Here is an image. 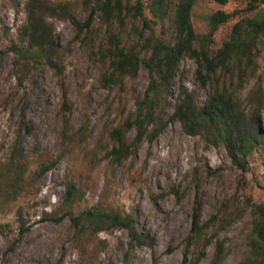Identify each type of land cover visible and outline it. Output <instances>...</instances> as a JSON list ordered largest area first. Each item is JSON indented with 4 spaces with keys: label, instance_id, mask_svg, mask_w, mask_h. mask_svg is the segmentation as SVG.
<instances>
[{
    "label": "rangeland",
    "instance_id": "obj_1",
    "mask_svg": "<svg viewBox=\"0 0 264 264\" xmlns=\"http://www.w3.org/2000/svg\"><path fill=\"white\" fill-rule=\"evenodd\" d=\"M61 2H80L75 14L86 21L90 8L81 0H0V51L6 52L0 63V264H252L254 220L264 219V44L242 87L227 77L202 85L197 63L184 57L164 103L166 128L116 162L111 132L134 116L149 74L142 69L126 80L125 90L105 89L106 65L69 20L50 10ZM144 3L157 35L170 38V19H156L152 0ZM247 7L248 0L225 6L198 0L194 29L212 33L211 48L218 50L237 22L254 17L257 11ZM217 11L233 17L214 31L208 17ZM92 35L97 49L107 36L101 14ZM39 43L48 44L62 75L49 63L35 70L16 54ZM224 88L259 135L246 171L223 143L190 136L169 120L182 89L203 107ZM136 134H128L129 143ZM17 140L22 157L15 155ZM52 162L55 167L42 175ZM88 212L133 219L145 241L133 244L127 229L101 225Z\"/></svg>",
    "mask_w": 264,
    "mask_h": 264
},
{
    "label": "trees",
    "instance_id": "obj_2",
    "mask_svg": "<svg viewBox=\"0 0 264 264\" xmlns=\"http://www.w3.org/2000/svg\"><path fill=\"white\" fill-rule=\"evenodd\" d=\"M198 0H152L151 10L158 20L169 18L171 35L158 36L152 22L146 17L144 0H81L84 7L90 8L86 21H80L75 14L80 2H61L50 6V10L69 20L78 36L84 35L91 52L106 65L102 76L105 89L118 87L125 90V82L136 78L142 69L149 74V86L143 100L137 101L136 112L125 123L112 130L111 138L116 146L110 156L121 162L134 153L137 146L146 138L154 140L166 128L164 103L171 96L172 84L184 57L194 60L198 65L197 78L207 85L218 77H227L242 87L249 73L255 72V54L259 43L264 44V0H248L247 11H257L253 18L237 22L222 47L213 50V34L198 35L192 23L193 8ZM225 6L230 0H212ZM263 7V8H262ZM101 14L107 26V36L97 49L94 46L92 28L97 16ZM233 16L217 11L209 16V22L215 31L227 23ZM30 18H35L31 9ZM143 22L141 28L138 23ZM35 30L39 23L33 24ZM131 39L126 43V39ZM50 46V45H49ZM48 44H32L29 48L16 50L21 60L31 62L37 70L42 64L53 65ZM6 52L0 51V63ZM54 67V65H53ZM59 70V65L54 67ZM170 122H180L187 134L207 136L213 145L223 143L233 161L241 170L246 171V160L260 144L255 122L249 121L246 113L234 100L227 88L215 91L208 103L198 107L194 95L185 89ZM27 132L30 129L27 127ZM136 130L135 139L129 143L128 134ZM15 155L22 157L20 142L15 143ZM55 162L45 164L40 173H48ZM69 195H73V185H68ZM264 213V212H263ZM90 219L100 220L101 225L120 227L130 233L131 242L141 245L145 238L135 227L133 219L119 215L95 214L88 212ZM263 217V216H262ZM255 219V239L251 243L252 264H264V219ZM105 218V219H103ZM79 221V220H75ZM100 227V226H99ZM23 232V231H22Z\"/></svg>",
    "mask_w": 264,
    "mask_h": 264
}]
</instances>
